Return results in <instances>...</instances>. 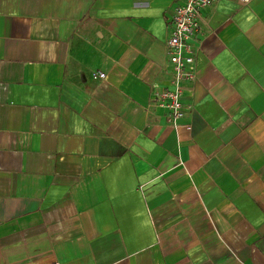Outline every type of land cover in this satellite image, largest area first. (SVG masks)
I'll return each instance as SVG.
<instances>
[{
	"label": "crops",
	"instance_id": "1",
	"mask_svg": "<svg viewBox=\"0 0 264 264\" xmlns=\"http://www.w3.org/2000/svg\"><path fill=\"white\" fill-rule=\"evenodd\" d=\"M183 2L0 0V264H264V1L203 10L175 127Z\"/></svg>",
	"mask_w": 264,
	"mask_h": 264
},
{
	"label": "built area",
	"instance_id": "2",
	"mask_svg": "<svg viewBox=\"0 0 264 264\" xmlns=\"http://www.w3.org/2000/svg\"><path fill=\"white\" fill-rule=\"evenodd\" d=\"M219 1L221 0H184L183 4L177 6L174 11L167 43L169 62L174 68V79L171 88L158 92L156 97L158 105L170 112V121L175 127L186 117L183 84L196 78V72L191 67L196 61L194 42L199 40L202 34L203 10ZM240 1L249 3L253 0ZM95 75L105 78L101 72Z\"/></svg>",
	"mask_w": 264,
	"mask_h": 264
}]
</instances>
